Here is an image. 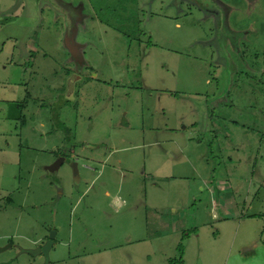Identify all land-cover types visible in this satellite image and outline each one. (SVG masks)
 Listing matches in <instances>:
<instances>
[{
	"label": "rangeland",
	"instance_id": "1",
	"mask_svg": "<svg viewBox=\"0 0 264 264\" xmlns=\"http://www.w3.org/2000/svg\"><path fill=\"white\" fill-rule=\"evenodd\" d=\"M50 1L0 0V264H264V0H71L80 62Z\"/></svg>",
	"mask_w": 264,
	"mask_h": 264
},
{
	"label": "flooded vegetation",
	"instance_id": "2",
	"mask_svg": "<svg viewBox=\"0 0 264 264\" xmlns=\"http://www.w3.org/2000/svg\"><path fill=\"white\" fill-rule=\"evenodd\" d=\"M58 1V2H57ZM203 1V2H202ZM204 1H206L207 3H205ZM218 3L219 1L216 0ZM63 3L65 6L64 8H60L62 11V15H64L65 17V22H66V26H67V30L65 33V42L67 47L71 50L72 54H73V58L75 59V61H82V55H81V48H82V44L77 43L75 40V31H76V24L78 22H83L84 17H86L85 13H84V3L83 2H79L77 1L76 3L71 2V0H52L49 3H53L54 6V13L56 12L58 14V9H56L55 3ZM201 4H200V3ZM194 3L196 6L198 7L197 9L203 10L202 5L204 6V10L205 11H209L211 10V14L213 16V20L215 23V29L220 31H227L225 33H231L232 30L228 28L227 26V17H228V10H226L224 7H222L221 5L217 8H208L209 6H207V4H209V0H170V5H173L176 12H179L180 8L182 7V5H185L187 8H189L190 6H193ZM207 6V8L205 7V5ZM220 4V3H219ZM67 7V8H66ZM53 8V7H51ZM183 8V7H182ZM219 8H221L222 10H219ZM56 9V10H55ZM52 10V9H51ZM59 157H64V161L65 162V156L63 155H57Z\"/></svg>",
	"mask_w": 264,
	"mask_h": 264
},
{
	"label": "water",
	"instance_id": "3",
	"mask_svg": "<svg viewBox=\"0 0 264 264\" xmlns=\"http://www.w3.org/2000/svg\"><path fill=\"white\" fill-rule=\"evenodd\" d=\"M63 161H64V157H59L56 162H54L50 166H47L46 169L51 171V172L54 170H57L59 168V166L63 163ZM72 166L74 168V173L77 174V164L73 162ZM52 238H53L52 236H49L47 241L42 246L38 247L36 250L25 249L23 251L33 253V254L42 252L44 257L47 258L48 257V251H49L51 244H52Z\"/></svg>",
	"mask_w": 264,
	"mask_h": 264
},
{
	"label": "crops",
	"instance_id": "4",
	"mask_svg": "<svg viewBox=\"0 0 264 264\" xmlns=\"http://www.w3.org/2000/svg\"><path fill=\"white\" fill-rule=\"evenodd\" d=\"M119 199V197L118 196H116V199ZM225 220V219H224ZM223 220V221H224ZM232 220H234V219H232ZM235 220L238 222V223H240V221L241 220H238V217L237 218H235ZM228 221V220H227ZM247 254H251L250 256H252V254L253 255H255L254 253H252V252H247V253H244V254H242V253H239V258H241V257H244L245 255H247ZM244 255V256H243ZM236 264H258V263H256V262H251V261H245V262H242V261H238Z\"/></svg>",
	"mask_w": 264,
	"mask_h": 264
}]
</instances>
